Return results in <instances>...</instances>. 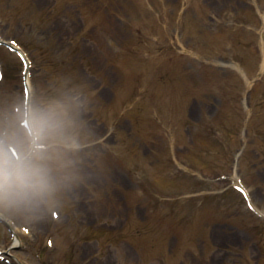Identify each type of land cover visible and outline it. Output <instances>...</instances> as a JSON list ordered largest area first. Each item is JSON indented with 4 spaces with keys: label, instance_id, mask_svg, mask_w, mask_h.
Returning <instances> with one entry per match:
<instances>
[{
    "label": "rangeland",
    "instance_id": "obj_1",
    "mask_svg": "<svg viewBox=\"0 0 264 264\" xmlns=\"http://www.w3.org/2000/svg\"><path fill=\"white\" fill-rule=\"evenodd\" d=\"M147 1L151 5L145 6L141 4V0H107L106 3L97 0H0V40L4 42L12 39L18 40L25 46L26 49H23L18 45L28 57L30 63L29 55L35 61V66L28 69L31 84L29 86V112L40 108L45 109L42 100L48 97L53 98L61 95L60 99L66 104L65 110L62 112H57L54 108L48 112L54 127L57 125L56 117L60 119L65 117V122H63L61 129H54L43 143H65V145L70 146V149L66 150L63 146L61 150L58 149V146L50 147L45 154L38 153L41 157L40 162L48 160L53 161L52 163L55 165H61L67 159L63 154L71 152L75 160L81 165L77 173L79 182L75 179L73 186L66 185L64 188L69 202L75 200L77 217L75 219L71 217L69 220L64 216L60 223L54 224L53 227L60 228L63 232H65V229H70V223L68 222L76 223L78 230H83L81 226L85 227V231L80 236L77 230L72 231L79 238H76L70 254L65 257L75 262L69 264H234L235 262L229 260L225 249H230L229 252L233 253L231 250H238L241 241L237 238L234 239L230 234L222 235L219 231H213L227 225L212 227L213 234L211 236L208 228L209 223L206 220L208 212L202 213V217L194 215L192 218L188 217L186 219L190 221L188 225L177 226L169 220L170 217L163 220L161 224L159 221L153 223L149 219H146L147 222H145L142 221L144 217L142 213L139 212L136 215L137 212L134 211L137 207L136 201L135 203L132 201L130 204L133 210L132 213H129L128 219L124 214L122 195L125 194L124 190L134 186L133 182L124 180L122 183L117 173L108 170L109 166L104 161L103 167H106L105 177L108 181L105 184L104 176L94 174L85 165V163H88V158L93 157L90 148H88V151L79 149L76 155L73 152L75 151V145L93 141L95 138L94 131L101 136H104L108 131L104 124L97 125V121L94 120L88 122L85 109H93V116L100 121L110 114L105 110H112L109 106H111L113 98H124L125 94H130L131 90V94H134L139 86L136 72L139 71L137 70L138 63L141 61H139V58L136 59V55L134 59V54L140 51V46L135 43L132 29L138 31V33L147 31L157 37H160L162 32V24L157 21L158 13L162 7L160 0ZM167 2L170 4L168 7L171 8L175 0H168ZM207 5L211 9L218 5L215 12L221 16L227 15V11L234 13L235 10L233 6L228 4L227 0H210ZM239 7L238 14L241 23L251 25L252 31L247 33L242 28L237 30L222 29L208 39L210 49L225 55L233 53L232 57L248 69L252 78H257L260 74L261 78L248 85L247 79H243L244 76L239 75L243 77L241 78L230 74L226 75L225 87L213 97L214 101L207 111L210 115L208 121L215 130H225L224 137L220 132V134H216L220 139L216 144L218 147L224 145L226 149H231L233 147L231 143L235 139V143L239 145L238 147L244 149L241 157V176L243 181L254 189L260 204H264V71H257L264 58V46L263 51L259 46L261 41L264 42V0H246ZM138 39L140 40V38ZM221 39L223 40L219 45L218 40ZM214 40L217 43H214ZM123 42L128 47L129 52L128 54L119 55V43ZM153 51L155 52L156 49ZM15 57V54L11 53L5 45L0 46V66L2 71L5 66L8 74V77L0 79V146L4 148L6 153H8L6 145H12L18 152L28 146L26 130L20 123L25 114V98L22 92L23 78ZM115 58L117 64L122 65L123 61L127 64L128 70L124 73V77L119 76L120 73L110 66ZM44 61H46L45 69L41 66ZM129 67L132 71H129ZM134 67L135 71H133ZM119 77L122 80L120 83L122 85L117 86L115 84ZM49 83H53V85L49 86ZM147 87L151 89L153 94H151V97L155 98L158 95L156 83L150 82ZM112 94H115L113 98ZM83 96L86 97L85 100H83ZM173 96L174 98L171 96V99L162 98L159 107L163 110L161 115L165 118V122L169 117L174 120L172 138L177 141V143L174 142L177 145V151L180 149L179 153H183L179 157L187 161L189 158L187 149H191L193 166L197 168V171L206 173V171L212 169V161H218L217 158H220V154L213 145L209 143L204 145L205 142H201V134L198 130L192 135L194 145H200L195 147L192 139L189 138L191 134H184L178 129L183 119H187L190 102L188 103V98L179 97L175 94ZM241 98L242 100H240ZM39 101L42 106L38 105ZM239 101H241V104L239 103L240 107L238 105ZM81 102L85 103V109L82 108ZM88 103L92 105V108L89 107ZM136 110L137 108L131 111L133 112L131 115L128 113L122 115V118L127 117L129 122L121 119L118 127L129 129L131 126L136 130L137 126V132L139 130V135L143 137L146 133L145 120L142 113H135ZM166 110H169L172 116H169ZM201 111V104L199 105L197 101H193L189 110V118L195 122L199 121ZM235 111L237 114L240 111L241 121L243 122V124H239V130H244L242 125H244L246 112L251 113V121L248 126L246 125V138L239 136V130L234 133L231 129V133H228L232 126L231 117ZM110 118L114 120L115 116ZM155 119L160 121L161 118L157 116ZM107 122L109 121L107 120ZM165 126H169L168 121ZM154 127L150 129L151 132L158 129L157 124ZM108 135L106 142L114 143L122 139L120 134L112 133ZM150 139L153 142L146 139V144L142 143L141 145V151L145 154L146 151L150 152L149 148L153 149L154 145L158 146L157 148L166 145L163 140H158L155 137ZM148 142L150 146L147 145ZM169 153L170 149L167 148L166 155H169ZM160 155L158 152L157 157ZM100 160H105L102 154L99 156ZM230 160L228 157L226 165L219 169L223 168L226 172L231 163ZM134 161L140 162L139 160ZM184 162L181 163L185 164ZM156 163L157 161H154V164ZM172 166L175 170L174 163H172ZM217 174L216 170L209 175L210 177H216ZM152 175L157 180L162 177L160 184L163 190L160 191L164 193H168L169 188L176 183V181L170 182V180H167L162 173L155 172ZM46 176L49 179L50 173ZM178 184L184 189H190V184L182 179ZM222 185L223 183L217 180L200 182L195 187L206 190L203 195H209L211 200L219 202L221 196L217 192ZM86 186L97 189L96 204L90 201L91 196L86 192ZM151 188V190H157L156 184L152 183ZM138 193L142 196L145 191ZM148 194L151 195L152 200L156 198L151 191ZM156 194L159 195L158 191ZM228 195L231 194H225L223 197L227 199ZM170 196L172 199L173 195H165V197ZM29 200L31 199L28 198ZM39 200L40 198L36 200L35 206L40 207ZM227 201L237 203L240 198L235 195L223 200V203H227ZM175 202L179 203L176 204ZM180 202V200L176 201L175 199L173 204L168 203L165 205L160 201L157 206L164 208V213L169 212L166 215L172 212L183 213L186 209V202ZM45 205L46 207L62 206L60 201L50 196L48 200L46 199ZM188 205H190L189 202ZM158 209H156V213ZM146 216L148 215L146 214ZM171 217H174V215L171 214ZM24 218H21L22 225H27L35 231L36 239L33 241V239L20 233L21 241L36 242L37 245L31 246L29 253H26L22 247L19 248L20 251L14 252L20 257V261L23 263L24 260H27L30 264H60V254L56 251V248L44 252L42 235L45 229L42 228V222L37 224L36 220L31 221ZM94 222L100 224V229L96 234L94 231L87 229V225H92ZM194 222L197 225L194 224V230H191V225ZM262 227L264 228V225ZM261 228L258 233L254 229L252 231L246 230L248 237L255 241H261L260 245L255 244L256 256L252 264H259L264 259V229ZM176 229L179 235L177 239H174L170 234L175 232ZM200 229L202 230L199 231ZM62 231L59 233L61 239L58 242H63V239H66L62 235L64 234ZM193 232L204 240L210 236V243L205 242L203 244L200 239L191 234ZM95 238H97L99 246L96 260L92 256ZM184 238L186 239L184 240ZM40 248L43 252L40 256H37L36 254ZM201 248L204 249V252L199 254L201 259L200 257L194 259L192 250L196 251ZM76 249L79 252H75ZM212 249L214 250L212 251ZM237 254L241 255V252H237ZM247 256H250L248 251ZM139 257L141 261L137 260ZM235 260L239 261L240 257L237 256ZM263 263L264 261L261 262V264Z\"/></svg>",
    "mask_w": 264,
    "mask_h": 264
},
{
    "label": "clouds",
    "instance_id": "obj_2",
    "mask_svg": "<svg viewBox=\"0 0 264 264\" xmlns=\"http://www.w3.org/2000/svg\"><path fill=\"white\" fill-rule=\"evenodd\" d=\"M25 128L26 148L9 154L0 146V205L39 197L47 186L46 172L35 145L44 142L53 132L51 116L41 109L31 111Z\"/></svg>",
    "mask_w": 264,
    "mask_h": 264
},
{
    "label": "bare ground",
    "instance_id": "obj_3",
    "mask_svg": "<svg viewBox=\"0 0 264 264\" xmlns=\"http://www.w3.org/2000/svg\"><path fill=\"white\" fill-rule=\"evenodd\" d=\"M207 1L210 2V0H200V5H204L207 9H209L208 5L206 4ZM224 21V19H219L218 21H216V23L222 25ZM201 27L202 25L200 21L197 20V28ZM201 34L202 33H198L200 39L202 37ZM179 41L183 50H195L194 48L196 46V42H193V40H188L185 36H182L181 38H179ZM214 56L215 57L210 58L211 61L215 63V66L213 68H209L207 63L204 65L205 61L203 62V60H205V57H202V60L200 59V61H197L195 63L192 59L188 58H182L180 60L179 68L181 71H184L182 75V90L186 92H194L199 95L198 97L203 101L202 106L204 109L210 105V86H213L217 82L220 84V86L223 85V72L218 69L217 55ZM17 243L18 241H15L14 245H17Z\"/></svg>",
    "mask_w": 264,
    "mask_h": 264
}]
</instances>
